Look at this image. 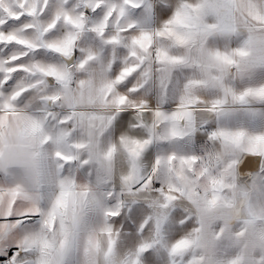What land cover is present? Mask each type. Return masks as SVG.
<instances>
[{
    "label": "snow or ice",
    "instance_id": "obj_1",
    "mask_svg": "<svg viewBox=\"0 0 264 264\" xmlns=\"http://www.w3.org/2000/svg\"><path fill=\"white\" fill-rule=\"evenodd\" d=\"M0 264H264V0H0Z\"/></svg>",
    "mask_w": 264,
    "mask_h": 264
}]
</instances>
